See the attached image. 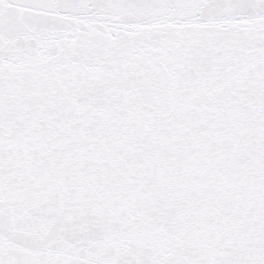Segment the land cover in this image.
<instances>
[{
	"label": "snow or ice",
	"instance_id": "snow-or-ice-1",
	"mask_svg": "<svg viewBox=\"0 0 264 264\" xmlns=\"http://www.w3.org/2000/svg\"><path fill=\"white\" fill-rule=\"evenodd\" d=\"M0 264H264V0H0Z\"/></svg>",
	"mask_w": 264,
	"mask_h": 264
}]
</instances>
